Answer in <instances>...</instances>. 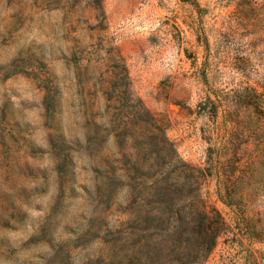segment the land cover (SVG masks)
Wrapping results in <instances>:
<instances>
[{
  "label": "rangeland",
  "instance_id": "1",
  "mask_svg": "<svg viewBox=\"0 0 264 264\" xmlns=\"http://www.w3.org/2000/svg\"><path fill=\"white\" fill-rule=\"evenodd\" d=\"M142 105L160 175L201 171L139 229ZM193 199L230 225L195 264H264V0H0V264H182L165 228Z\"/></svg>",
  "mask_w": 264,
  "mask_h": 264
},
{
  "label": "trees",
  "instance_id": "2",
  "mask_svg": "<svg viewBox=\"0 0 264 264\" xmlns=\"http://www.w3.org/2000/svg\"><path fill=\"white\" fill-rule=\"evenodd\" d=\"M142 106L144 114L142 122L149 127L144 149L147 150V146H151L150 152L155 155V158H150V164L148 166L137 165L136 167H138L141 174L146 178L155 179L153 183L146 184L144 189L150 190L147 193L148 198H146L148 203H150L152 197L156 199L159 204L158 213L160 215L152 218L143 213L138 214L135 219L138 224L136 227L139 229H144L143 226L149 221L158 222L157 224L163 226L165 220L164 214L170 205L171 187H174V192L177 194L191 190L199 180V177L195 175V170L201 171V169H197L190 164L182 163L184 168L181 172L177 173L181 169V166L177 165L172 167L168 172L160 175L161 167L159 166L172 163L176 159V149L166 135V131L162 126V120L157 118L145 105ZM126 123H134L136 125L140 121L130 119ZM122 140L126 148L124 154L129 149L132 148L133 150L142 144V142L138 141L139 138L133 134L123 135ZM123 169L125 171L123 176H126V178H136L130 176V164L128 166L125 165ZM233 193V188H229L228 194L230 198L233 196ZM132 194L134 197L135 193L133 192ZM134 199L137 201V196ZM173 213L176 216L178 227L172 233L169 232L168 227L165 230L167 235L174 237L177 241L179 247L177 248L179 254L177 258L182 260V264L197 263L200 259L212 252L221 236L230 231V225L222 213L216 208L210 211L207 210L201 205L198 199L181 204Z\"/></svg>",
  "mask_w": 264,
  "mask_h": 264
}]
</instances>
